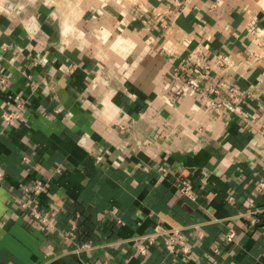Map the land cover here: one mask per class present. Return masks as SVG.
Masks as SVG:
<instances>
[{
  "label": "crops",
  "instance_id": "crops-1",
  "mask_svg": "<svg viewBox=\"0 0 264 264\" xmlns=\"http://www.w3.org/2000/svg\"><path fill=\"white\" fill-rule=\"evenodd\" d=\"M18 3L0 8V264H264V0ZM171 228L186 253L140 252Z\"/></svg>",
  "mask_w": 264,
  "mask_h": 264
},
{
  "label": "built area",
  "instance_id": "built-area-1",
  "mask_svg": "<svg viewBox=\"0 0 264 264\" xmlns=\"http://www.w3.org/2000/svg\"><path fill=\"white\" fill-rule=\"evenodd\" d=\"M72 69V66H68V71ZM0 84H6V79L3 75H0ZM24 102L18 101L14 104L11 110H6L1 113V117L3 121L7 124H10L14 120L20 119L21 111L24 109ZM1 174V171H0ZM264 184L261 183L260 186L262 187ZM43 189V183L37 182L35 185V189L30 191L26 189L27 193H31L32 196H37ZM190 186L189 184H185L181 191L184 195L190 196ZM33 197H27V199L23 202V208L29 210V214L31 217L35 219H40L42 222L45 221V218L41 215V213L33 206ZM120 222V221H118ZM77 226L73 223L70 229L64 234L65 239H69L72 235H74ZM235 237V232L230 230L226 234V241L231 242ZM157 238H160L163 245L169 249L170 251H174L176 249V245L180 244L181 250L186 253L188 248L185 244V237L184 234L180 229L171 228V229H160L156 233L149 234L144 239V244L139 247L140 252L144 251L145 245H152L157 241ZM217 251V250H216Z\"/></svg>",
  "mask_w": 264,
  "mask_h": 264
},
{
  "label": "rangeland",
  "instance_id": "rangeland-1",
  "mask_svg": "<svg viewBox=\"0 0 264 264\" xmlns=\"http://www.w3.org/2000/svg\"><path fill=\"white\" fill-rule=\"evenodd\" d=\"M19 4L18 0H0V8L3 7L6 11H13Z\"/></svg>",
  "mask_w": 264,
  "mask_h": 264
}]
</instances>
